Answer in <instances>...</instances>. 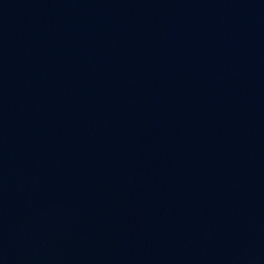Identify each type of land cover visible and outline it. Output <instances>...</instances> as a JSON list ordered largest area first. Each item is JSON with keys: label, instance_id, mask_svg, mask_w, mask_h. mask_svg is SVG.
Returning <instances> with one entry per match:
<instances>
[{"label": "water", "instance_id": "water-1", "mask_svg": "<svg viewBox=\"0 0 264 264\" xmlns=\"http://www.w3.org/2000/svg\"><path fill=\"white\" fill-rule=\"evenodd\" d=\"M0 264H264V0H0Z\"/></svg>", "mask_w": 264, "mask_h": 264}]
</instances>
